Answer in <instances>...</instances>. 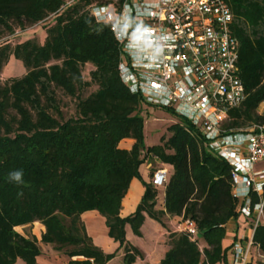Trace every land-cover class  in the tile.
I'll list each match as a JSON object with an SVG mask.
<instances>
[{
	"label": "trees",
	"instance_id": "trees-1",
	"mask_svg": "<svg viewBox=\"0 0 264 264\" xmlns=\"http://www.w3.org/2000/svg\"><path fill=\"white\" fill-rule=\"evenodd\" d=\"M70 1L0 0V25L10 32L14 25L27 28L53 18L43 45L33 39L14 48L0 45V71L12 55L28 71L5 84L0 80V264H37L41 242L69 257L84 256L82 264H107L116 253H104L89 237L82 214L91 210L106 218L110 237L125 249V264L139 253L126 238V226L140 234L145 214L161 223L165 214L180 215L198 225L196 238L185 230L170 233L161 264L223 261L226 224L239 214L232 165L208 148L198 126L167 108L178 120L169 127L170 136L146 145L143 101L119 76V42L110 25L96 21L89 8L108 0ZM227 1L234 12L246 89V99L223 123L225 133H234L264 125V0ZM87 63L95 66L91 82L83 77ZM92 83L98 89L85 97L83 91ZM58 88L76 99L74 116H64ZM125 138L135 139L132 149L120 147ZM147 155L174 167L166 184V210L156 208L157 188L144 181L137 210L122 217V200L132 179H141ZM14 172L20 180L11 177ZM257 200H252L253 208ZM35 222L46 227L41 240L16 229ZM253 235L264 251L262 221Z\"/></svg>",
	"mask_w": 264,
	"mask_h": 264
},
{
	"label": "built area",
	"instance_id": "built-area-1",
	"mask_svg": "<svg viewBox=\"0 0 264 264\" xmlns=\"http://www.w3.org/2000/svg\"><path fill=\"white\" fill-rule=\"evenodd\" d=\"M71 0L69 3H71ZM90 10L99 23L110 25L121 57L119 76L143 104L173 110L199 127L206 144L233 167L232 192L245 198L241 209L254 217L255 227L264 215V125L225 133L229 112L246 99L240 67V41L227 0H108L94 2ZM264 109V101H263ZM246 150L247 156H243ZM168 168L156 170L152 183L165 186ZM263 197L252 207V194ZM188 234L198 235V225L185 220ZM248 248H234L236 264H248ZM264 259V254H259Z\"/></svg>",
	"mask_w": 264,
	"mask_h": 264
},
{
	"label": "crops",
	"instance_id": "crops-1",
	"mask_svg": "<svg viewBox=\"0 0 264 264\" xmlns=\"http://www.w3.org/2000/svg\"><path fill=\"white\" fill-rule=\"evenodd\" d=\"M135 143L134 138H125L120 142V147L123 149L130 150ZM159 144V143H158ZM243 156H247L246 150L243 151ZM165 167L168 168L170 174L173 173L174 167L171 164L161 162L156 157L146 156L144 162L140 167L141 179L134 177L129 186L126 196L122 200L121 216L128 217L137 210L138 205L141 203L144 193L146 191L144 181L146 183L152 182L153 174L156 170ZM256 171H264V161L255 165ZM166 185L157 188V204L156 208L160 211L166 210L165 208V197H166ZM263 197L262 193L254 192L251 196L254 201L258 198L256 204H258ZM238 216L235 219L229 220L226 224V237L223 240V247L227 250L226 257L223 261L217 264H236V256L234 248L237 244H240L244 249L248 248L254 238L255 231V220L254 217L245 216L241 209L245 203V198H238ZM255 204V205H256ZM264 223V215L261 218ZM82 221L86 225L87 233L90 238L93 239L94 243L100 247L104 253L115 254L116 256L111 259L107 264H125L126 252L124 247L120 248V243L109 235V227L106 224V218L98 211L91 210L82 214ZM144 224L141 227V233H134V230L130 224L126 226V238L133 249L138 250L136 259L132 264H161V261L165 258L167 251L169 250V235L172 232H179L185 228V220L183 216H171L165 214L163 222H159L148 214H145ZM33 226V225H32ZM35 228L32 229L34 235L41 240L42 235L46 232V227L40 222H35ZM24 227H31L24 226ZM37 230L39 233H37ZM24 234V233H23ZM198 237V236H197ZM202 240V239H200ZM202 242L205 244L204 240ZM133 249L130 253L133 254ZM257 251V252H256ZM44 250H42V253ZM259 254H264L258 245L252 246V255L248 261V264L263 263L264 260L259 257ZM47 258V257H46ZM49 260L47 264H82L81 261L85 260L84 256L69 257L67 262L55 259ZM59 258V257H58ZM43 254L38 257L37 264H43ZM22 264H27L22 260ZM19 261L16 264H19ZM80 261L79 263H73Z\"/></svg>",
	"mask_w": 264,
	"mask_h": 264
},
{
	"label": "rangeland",
	"instance_id": "rangeland-1",
	"mask_svg": "<svg viewBox=\"0 0 264 264\" xmlns=\"http://www.w3.org/2000/svg\"><path fill=\"white\" fill-rule=\"evenodd\" d=\"M53 18H49L46 21L42 22L40 25H30L28 24L27 28H20L17 25H14V31L10 32L4 26L0 25V45H7L11 48H14L16 45L20 43H24L29 39L36 40L38 43L43 45L47 39V28L53 23ZM95 69V66L91 63H87L85 67H83V77L86 81L91 82V72ZM28 73L26 67L23 62L17 59L14 55H12L9 61L3 66L0 71V80L3 84L7 83L9 80L15 77H22ZM98 89L96 83H92L84 89L83 94L85 97L92 94L95 90ZM56 93L58 94V100H60L61 107L63 109L64 116L69 118L74 116L76 112V99L68 97L64 94V92L58 88L56 89ZM141 110V117L144 119V136L145 142L147 146H153L156 144H160L162 137L168 138L170 136L169 127L174 125L178 120L164 107H156L153 105L144 104ZM36 226L24 227L19 226L16 229L21 233H29L33 234L32 229ZM37 233L39 231L37 230ZM200 247L203 249L204 243L202 240H199ZM42 253L44 256L43 264H47L49 260L55 259L67 262L68 255L65 254L64 251H58L55 249L53 244H45L43 242L40 243ZM257 252V251H256ZM47 257V258H46ZM59 257V258H58ZM264 260V259H263ZM19 264H22L19 261ZM263 264V263H258Z\"/></svg>",
	"mask_w": 264,
	"mask_h": 264
},
{
	"label": "clouds",
	"instance_id": "clouds-1",
	"mask_svg": "<svg viewBox=\"0 0 264 264\" xmlns=\"http://www.w3.org/2000/svg\"><path fill=\"white\" fill-rule=\"evenodd\" d=\"M11 175V177L13 178V179H15V180H20V173L19 172H14V173H11L10 174Z\"/></svg>",
	"mask_w": 264,
	"mask_h": 264
}]
</instances>
